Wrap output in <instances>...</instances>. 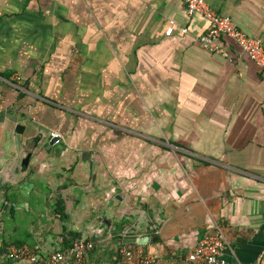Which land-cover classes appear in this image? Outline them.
<instances>
[{"label": "crops", "instance_id": "0c3cea01", "mask_svg": "<svg viewBox=\"0 0 264 264\" xmlns=\"http://www.w3.org/2000/svg\"><path fill=\"white\" fill-rule=\"evenodd\" d=\"M206 1L264 43V0ZM207 29L181 0H0V264H25L4 239L46 257L75 237L94 243L88 264H117L121 241L175 264L215 224L228 261L256 263L264 70L230 38L226 54L206 49ZM15 72L28 93L7 83ZM18 125L62 140L25 167Z\"/></svg>", "mask_w": 264, "mask_h": 264}, {"label": "built area", "instance_id": "2783aa9c", "mask_svg": "<svg viewBox=\"0 0 264 264\" xmlns=\"http://www.w3.org/2000/svg\"><path fill=\"white\" fill-rule=\"evenodd\" d=\"M187 7V14L190 17L199 15L208 21V29L202 37V45L211 52L226 54L220 40L223 37L230 38L250 59L264 70V43L261 39L249 35L242 30L231 17L224 16L213 9L206 0H181ZM175 26L172 25L166 31V35L174 33ZM188 32L187 28L182 30ZM7 83L22 93H28L25 85V78L20 72L13 73ZM53 137L62 140V135L58 132H51ZM155 229L154 226L150 230ZM121 260L117 264H159L154 253L135 255L123 241L120 242ZM229 246V241L224 229L215 224L213 229L206 233L198 245L188 253L182 260L175 264H241L228 261L224 256L225 249ZM94 247L93 241L80 239L69 249H57L50 255L44 257L38 251H34L29 245L11 246L7 258L20 261L25 264H88L86 262V251ZM254 264H264V250Z\"/></svg>", "mask_w": 264, "mask_h": 264}, {"label": "water", "instance_id": "95a60500", "mask_svg": "<svg viewBox=\"0 0 264 264\" xmlns=\"http://www.w3.org/2000/svg\"><path fill=\"white\" fill-rule=\"evenodd\" d=\"M34 130V133H26L25 126L18 125L16 127L17 133L25 135L24 146L25 150L28 151L27 156L22 162L25 167L30 166V161L34 154H37L38 156L43 153L51 154L54 148L59 145V139L53 137L50 131L36 127V125ZM41 158L42 156H39V159ZM91 168L93 170V164H91Z\"/></svg>", "mask_w": 264, "mask_h": 264}, {"label": "trees", "instance_id": "16d2710c", "mask_svg": "<svg viewBox=\"0 0 264 264\" xmlns=\"http://www.w3.org/2000/svg\"><path fill=\"white\" fill-rule=\"evenodd\" d=\"M12 191H13V186L9 185L8 188L6 189V192H5V201H6V203H5L4 207H3L4 210H8L11 207V205L15 202L14 199H16V197L14 196V194H12ZM56 210H57V213H58V217L61 218V220L66 221L68 219V216L66 214V205H65V202L62 199L58 201V206H57ZM78 238L75 237L73 239H67V242L64 244L63 247H61V249H69V248H71L75 244V242L80 240ZM25 242H27V241L24 240V239H19L18 241H16V239L9 240V241L7 239H4L3 247H2L1 250L2 251L4 250L6 252V254H8L7 247L9 245L14 244L16 246H22V245H26ZM30 247H32L34 249V251L37 252V247L35 245L31 244Z\"/></svg>", "mask_w": 264, "mask_h": 264}, {"label": "rangeland", "instance_id": "374dc122", "mask_svg": "<svg viewBox=\"0 0 264 264\" xmlns=\"http://www.w3.org/2000/svg\"><path fill=\"white\" fill-rule=\"evenodd\" d=\"M27 215H29V217L32 218V219H35V218L37 217V216L34 215V214H27Z\"/></svg>", "mask_w": 264, "mask_h": 264}]
</instances>
